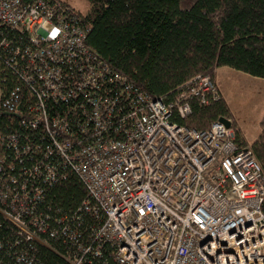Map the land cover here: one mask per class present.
<instances>
[{
	"label": "built area",
	"instance_id": "1",
	"mask_svg": "<svg viewBox=\"0 0 264 264\" xmlns=\"http://www.w3.org/2000/svg\"><path fill=\"white\" fill-rule=\"evenodd\" d=\"M0 22L28 37L32 81L43 82L48 98L64 96L66 63L82 65L75 98L86 99L92 115L83 114L86 122L78 126L73 118L55 120L59 133L53 131L52 144L63 164L39 168L49 185L67 170L76 173L91 200L81 209L94 212L99 223L86 235L60 221L77 251L51 249L67 264H96L105 250L112 262L107 258L101 264H264V171L252 147L240 146L235 129L220 121L204 132L172 121L174 113L183 119L192 114V99L205 106L220 100L210 76L196 78L172 103L133 93L140 103L132 102V112L120 118L111 100L94 94L113 75L95 70L87 33L70 6L60 0L29 7L22 0H0ZM15 106L8 111L17 112ZM45 117L36 115L33 127L40 120L47 125ZM4 147L0 133V151ZM5 160L0 155V202L13 208L0 207V212L19 231L22 243L16 246L49 247L46 237L58 233L48 218L42 221L31 211L44 200L43 191L32 195L23 188L17 195L3 181ZM18 263L36 264L27 257Z\"/></svg>",
	"mask_w": 264,
	"mask_h": 264
},
{
	"label": "trees",
	"instance_id": "2",
	"mask_svg": "<svg viewBox=\"0 0 264 264\" xmlns=\"http://www.w3.org/2000/svg\"><path fill=\"white\" fill-rule=\"evenodd\" d=\"M38 1L22 3L29 7ZM87 1L90 11L86 16L61 2L78 15L87 33L85 45L91 50L88 58L95 70H108L113 75L94 94L100 93L115 104L114 116L121 118L132 112V102H139L133 101L137 99L133 93L172 103L191 89L196 78L210 76L215 81L216 71L224 67L264 79V0ZM29 44L26 35L0 22V133L6 144L0 151L6 159L3 181L19 196L23 188L32 195L41 189L44 200L32 205V214H38L42 221L48 218L49 226L58 235L46 237L49 247L39 242L17 247V242L22 243L19 231L0 212V264H19L22 257L36 264H67L51 249L77 251L74 239L69 233L65 235L60 221H67L65 224L86 235L93 233L99 223L94 212L81 209L84 202L91 200L76 173L67 170L56 184L49 185L41 177V170L45 165L63 164L52 144L53 131L59 133L54 121L73 118L75 126L83 125V114L91 116L92 107L86 99L77 102L75 98L82 81L79 63H66L63 69L64 96L54 99L44 95L43 82L38 78L32 81L34 65L27 50L33 48ZM190 103L192 114L183 119L174 113L173 123L204 132L225 118L232 122L240 146H249L222 96L207 106L199 99ZM17 105V112L8 111L9 106ZM40 113L45 114L47 125L40 120L33 127ZM251 147L264 171V128ZM0 207L13 208L10 202H0ZM103 253L107 259L111 251ZM104 259H97L96 264Z\"/></svg>",
	"mask_w": 264,
	"mask_h": 264
},
{
	"label": "rangeland",
	"instance_id": "3",
	"mask_svg": "<svg viewBox=\"0 0 264 264\" xmlns=\"http://www.w3.org/2000/svg\"><path fill=\"white\" fill-rule=\"evenodd\" d=\"M83 15L90 11L87 0H61ZM221 96L227 102L247 144L252 146L264 128V79L224 67L215 77Z\"/></svg>",
	"mask_w": 264,
	"mask_h": 264
},
{
	"label": "water",
	"instance_id": "4",
	"mask_svg": "<svg viewBox=\"0 0 264 264\" xmlns=\"http://www.w3.org/2000/svg\"><path fill=\"white\" fill-rule=\"evenodd\" d=\"M220 122L225 124L228 128L232 127V122L228 119L222 118L220 119Z\"/></svg>",
	"mask_w": 264,
	"mask_h": 264
},
{
	"label": "crops",
	"instance_id": "5",
	"mask_svg": "<svg viewBox=\"0 0 264 264\" xmlns=\"http://www.w3.org/2000/svg\"><path fill=\"white\" fill-rule=\"evenodd\" d=\"M220 91V90H219ZM221 93V92H220Z\"/></svg>",
	"mask_w": 264,
	"mask_h": 264
}]
</instances>
